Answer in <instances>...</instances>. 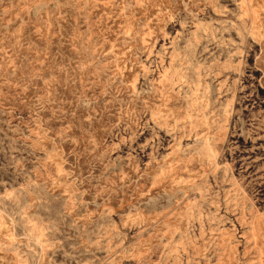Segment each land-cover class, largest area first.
Wrapping results in <instances>:
<instances>
[{
	"label": "rangeland",
	"instance_id": "obj_1",
	"mask_svg": "<svg viewBox=\"0 0 264 264\" xmlns=\"http://www.w3.org/2000/svg\"><path fill=\"white\" fill-rule=\"evenodd\" d=\"M0 264H264V0H0Z\"/></svg>",
	"mask_w": 264,
	"mask_h": 264
}]
</instances>
